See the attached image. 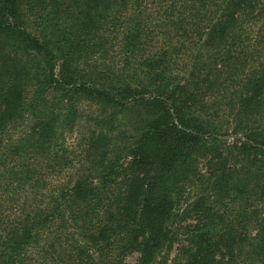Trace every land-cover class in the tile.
<instances>
[{
    "label": "trees",
    "instance_id": "obj_1",
    "mask_svg": "<svg viewBox=\"0 0 264 264\" xmlns=\"http://www.w3.org/2000/svg\"><path fill=\"white\" fill-rule=\"evenodd\" d=\"M130 257L264 264V0H0V264Z\"/></svg>",
    "mask_w": 264,
    "mask_h": 264
},
{
    "label": "rangeland",
    "instance_id": "obj_2",
    "mask_svg": "<svg viewBox=\"0 0 264 264\" xmlns=\"http://www.w3.org/2000/svg\"><path fill=\"white\" fill-rule=\"evenodd\" d=\"M234 137H228L227 139L228 140H232ZM135 257H130L129 259H128V264H134L135 263Z\"/></svg>",
    "mask_w": 264,
    "mask_h": 264
}]
</instances>
